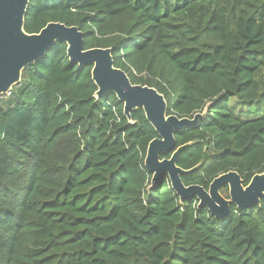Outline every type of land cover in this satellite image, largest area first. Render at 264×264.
Listing matches in <instances>:
<instances>
[{"label": "trees", "instance_id": "1", "mask_svg": "<svg viewBox=\"0 0 264 264\" xmlns=\"http://www.w3.org/2000/svg\"><path fill=\"white\" fill-rule=\"evenodd\" d=\"M78 27L85 49H111L134 85L157 89L168 115L208 118L176 132L182 177L206 189L264 174V0H31L25 23ZM58 42L27 67L0 107V264H264V201L214 218L151 187L142 109L100 99L93 66ZM172 153L161 154L169 159Z\"/></svg>", "mask_w": 264, "mask_h": 264}, {"label": "water", "instance_id": "2", "mask_svg": "<svg viewBox=\"0 0 264 264\" xmlns=\"http://www.w3.org/2000/svg\"><path fill=\"white\" fill-rule=\"evenodd\" d=\"M31 0H0V99L11 95L23 77L24 70L44 59L48 50L58 42L68 46L67 56L79 67L93 66L92 80L98 88L95 99L113 93L124 104V115L130 124H135L132 113L142 109L147 121L158 134L148 147L146 169L153 175L151 189L166 177L173 191L183 204L197 199L199 208L207 209L216 219L226 221L231 215V204L238 210H249L261 206L264 201V174L254 176L245 186L237 172H229L216 178L207 192L200 186L186 187L182 177L197 173L199 164L190 170L178 167L181 153L195 142L177 148L176 132L196 127L208 118L212 104L203 113L192 119L168 116V101L157 89L134 85L128 74L115 67L111 49H85L84 33L78 27H67L62 23H49L37 34L25 31L26 15ZM173 152L170 159H161V154ZM229 187L231 200L220 193Z\"/></svg>", "mask_w": 264, "mask_h": 264}, {"label": "flooded vegetation", "instance_id": "3", "mask_svg": "<svg viewBox=\"0 0 264 264\" xmlns=\"http://www.w3.org/2000/svg\"><path fill=\"white\" fill-rule=\"evenodd\" d=\"M168 116H172V115H168ZM173 116H175V115H173ZM172 154H173V152H171ZM172 156V155H171ZM171 158V157H170ZM169 158V159H170ZM167 178V177H166ZM183 181V180H182ZM184 183V182H183ZM212 183V182H211ZM211 183H210V185H211ZM185 185V184H184ZM210 185L208 186V188L206 189L204 186H201V185H199V184H191V185H185L186 187H190V186H200V187H202V188H204L207 192L209 191V189H210ZM244 185H245V183H244ZM246 186V185H245ZM220 193H221V195L226 199V200H231V198H230V194H229V187H223V188H221V190H220ZM193 201H196V202H198V200L197 199H194ZM187 202H189V201H187ZM234 206H236V205H234V204H231V210H232V208L234 207Z\"/></svg>", "mask_w": 264, "mask_h": 264}, {"label": "rangeland", "instance_id": "4", "mask_svg": "<svg viewBox=\"0 0 264 264\" xmlns=\"http://www.w3.org/2000/svg\"><path fill=\"white\" fill-rule=\"evenodd\" d=\"M9 96H5V97L1 98V101H6L7 99H9ZM0 107H2L3 110H5L7 106L5 104H0Z\"/></svg>", "mask_w": 264, "mask_h": 264}]
</instances>
